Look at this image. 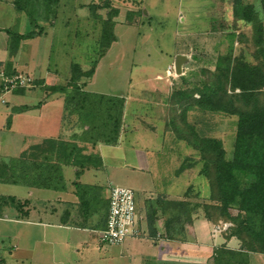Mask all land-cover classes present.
I'll list each match as a JSON object with an SVG mask.
<instances>
[{
	"label": "rangeland",
	"instance_id": "obj_1",
	"mask_svg": "<svg viewBox=\"0 0 264 264\" xmlns=\"http://www.w3.org/2000/svg\"><path fill=\"white\" fill-rule=\"evenodd\" d=\"M240 1L245 10L235 12L234 0H17L23 8L18 13L24 16L22 20L26 25L25 32L32 31L41 35V39L35 41L39 45L38 62L49 61L51 71L54 70L57 55L61 57L57 52L58 37L62 40L63 35H69L68 56L74 62L71 67L76 66L87 72L95 64L94 76L77 82L80 88L86 82L87 86L82 91L90 101L100 97L119 98L123 100V114L125 99L128 113L134 111L133 115H136L139 125H152L161 132L165 124V132L159 135L163 140L164 146L161 147L164 150L154 152L153 149L151 152V156L157 158L156 168L146 177L124 170L116 175L115 185L127 188V183L136 182L149 188L152 186L151 180L154 184L161 185V181H157L152 173H156L162 180L180 177L177 191L186 181L188 188L182 200L186 202L185 208L176 205L181 201L169 202L162 195L138 197L137 191L131 189L136 198L137 212L144 219L146 216H153L150 213L151 207L156 202L159 223L162 224L164 220L172 231H178L179 228L184 230L197 215L212 213L209 208L214 204L210 200L207 180L199 175L203 163L199 152L194 148L192 132L219 140L227 160L231 159L233 151L236 118L218 114L203 117L199 108L195 107L203 85L210 81L208 73L215 72L218 65L226 67L225 59L241 57L264 75V0ZM112 10H117V16L110 18L108 14ZM251 12L262 25V53L255 42V37L259 34H256L255 23L237 20V17L243 15L251 16ZM8 15L6 8L0 14V27L9 18ZM11 16L15 22L14 11ZM19 19L20 17L15 22L17 25ZM16 24L11 28L13 33L17 31ZM177 56L186 58L180 74H176L173 68ZM66 60L64 58L65 62ZM64 64L57 69L58 85L54 87H65L68 89L67 94H75L71 87L66 86L68 74ZM71 79L72 74L69 84ZM158 85L160 89L164 88L162 91L167 95L162 96L160 91L153 89ZM40 93L41 91L37 95L41 96ZM52 95L56 93H48L47 96ZM73 118L72 120L65 112L63 127L70 130L77 126L75 117ZM74 122L75 125H72ZM20 127L17 119L13 129L18 133ZM77 128L80 132L77 131L76 135L81 134V129ZM153 138L156 135L151 134V131L140 129L138 137L125 144L130 142L140 149L150 151L158 143L150 141ZM112 154L105 156L109 165L116 152ZM147 154L149 155L146 153V156ZM122 155L125 158L133 156L127 150ZM135 186L133 185L134 188ZM138 218L141 224L143 218ZM214 224L217 225L216 228L226 225L228 235L230 230H235L232 224L224 222L218 216ZM173 235L179 236L180 233ZM231 256L223 255V263L227 260L229 264L232 261L234 264L237 261L248 264V258L236 261ZM216 264H220L218 260ZM249 264H264V256L253 255Z\"/></svg>",
	"mask_w": 264,
	"mask_h": 264
},
{
	"label": "crops",
	"instance_id": "obj_2",
	"mask_svg": "<svg viewBox=\"0 0 264 264\" xmlns=\"http://www.w3.org/2000/svg\"><path fill=\"white\" fill-rule=\"evenodd\" d=\"M16 1L0 0V14L6 8L9 14V18L0 27V68L11 75L23 74L31 77L34 86L30 90L7 94H3L0 87V166H8L10 160L18 158L28 148L45 140L69 141L77 131L80 132L75 122L72 124L75 126L70 130L63 127L65 115L63 96L56 94L49 97L45 91V87L58 85L57 69L64 63L65 72L68 74L66 86L71 87L70 68L74 62L68 56L69 35L62 34L64 37L62 40L58 37L57 52L61 57L57 55L55 68L51 71L49 61H37L40 52L35 41L40 40L41 35L35 33L30 38L19 40L15 38L27 34L25 22L22 20L24 16L16 10ZM13 11L15 22L20 17L18 25L12 20ZM15 24L18 28L13 33L11 28ZM64 58L67 59L66 62ZM160 88L158 85L153 89L160 91L162 96L167 95L162 91L164 88ZM39 91L41 96L37 95ZM38 104L41 106L37 109L19 115L12 114L13 108H32ZM128 112L124 99L121 125L115 145H79L84 148L83 155L93 157L97 155L98 164H87L81 170L70 165H61V188L44 189L0 180V264H216L217 260L224 264L222 260L225 254L232 255L236 261L244 257L250 261L253 255L264 256L242 250L240 242L227 234L228 230L216 231L213 234L217 225L200 215L192 218L184 230L179 228L178 231H172L164 220L162 224L159 223L160 218L157 214L159 208L156 202L151 207L150 213L153 216H146L144 219L137 212L138 217L143 218L139 224L140 236L127 237L121 244L114 246L100 243L98 235L105 226L109 190L112 187H119L115 185L116 175L124 170L145 177L150 175V171L156 168L157 160L155 156H151V152L153 149L154 152L164 150L161 147L164 146L163 140L159 135L165 132V124L159 132L155 130V126L139 125L136 122V115H133L134 111L130 114ZM9 117L12 123L7 126ZM17 119L21 124L18 133L13 129L14 121ZM71 119H74L73 116ZM140 129L156 135V138L150 141L155 140L153 142L158 143L153 145L150 151L140 149L130 142L125 144L128 140L132 141L134 137H138ZM125 150L132 152L133 156L125 158L122 155ZM114 151L116 154L112 156L114 159L109 165L105 156L108 153L113 155ZM146 153H149L150 157L148 154L146 156ZM152 175L157 181H161V185H156L151 180L152 186L149 188H144L136 182L127 183L129 186L127 188L135 189L138 197L162 195L169 202L184 200L188 188L185 180V184L177 191V182H181L180 177L162 180L156 173ZM75 184L88 188L86 196L82 194V204ZM133 185L138 187L134 188ZM149 219L154 222L152 227H148ZM178 232L179 236L173 235ZM225 262L229 264L227 260ZM235 264L244 263L237 261Z\"/></svg>",
	"mask_w": 264,
	"mask_h": 264
},
{
	"label": "trees",
	"instance_id": "obj_3",
	"mask_svg": "<svg viewBox=\"0 0 264 264\" xmlns=\"http://www.w3.org/2000/svg\"><path fill=\"white\" fill-rule=\"evenodd\" d=\"M240 2L234 0L235 12L245 10ZM15 7L17 11L23 9L17 1ZM250 15L237 17V20L255 23L256 34L259 33L255 42L262 53V25L255 14L251 12ZM108 16L116 17L117 10H112ZM34 34L31 31L15 38H30ZM225 63L226 67L218 65L215 72L208 73L210 81L203 85L195 102V107L199 108L203 117L218 114L236 118L230 160L226 159L219 140L195 132L191 134L194 148L203 163L199 175L207 180L210 200L214 203L209 208L212 213L204 214L203 217L212 224L217 216L232 224L235 230H230L229 236L241 243L242 250L264 255V75L241 57L225 59ZM94 66L87 72H82L76 66L71 67L70 86L75 94H67L68 89L65 87H45L48 93L66 95L64 111L70 117L75 116L81 134H75L69 141L50 139L28 148L18 158L10 160L8 166H0V180L44 189L61 188V165L81 170L87 164L99 163L96 157L83 155L84 148L79 145L116 144L123 100L100 97L90 101L82 91L86 82L82 83L81 88L77 85L80 79L89 80L92 77ZM22 91L15 90L13 93ZM41 104L32 108H13L12 114L37 109ZM6 123L9 126L10 117ZM75 188L79 191L82 204V194L86 196L88 188L78 184H75ZM176 205L185 208L186 202L181 201ZM153 223L149 219L148 227H152Z\"/></svg>",
	"mask_w": 264,
	"mask_h": 264
},
{
	"label": "built area",
	"instance_id": "obj_4",
	"mask_svg": "<svg viewBox=\"0 0 264 264\" xmlns=\"http://www.w3.org/2000/svg\"><path fill=\"white\" fill-rule=\"evenodd\" d=\"M31 77L23 74L7 75L0 68V87L3 94L13 93L15 90H26L33 87ZM136 199L134 192L127 188L112 187L108 194V210L104 229L99 232V241L105 246L119 245L127 237H138L139 227ZM226 225L216 231H225Z\"/></svg>",
	"mask_w": 264,
	"mask_h": 264
},
{
	"label": "water",
	"instance_id": "obj_5",
	"mask_svg": "<svg viewBox=\"0 0 264 264\" xmlns=\"http://www.w3.org/2000/svg\"><path fill=\"white\" fill-rule=\"evenodd\" d=\"M185 61H186V58L184 56H177L175 58L173 68H174V71H175L176 74H180L181 66H182V64L185 63Z\"/></svg>",
	"mask_w": 264,
	"mask_h": 264
}]
</instances>
